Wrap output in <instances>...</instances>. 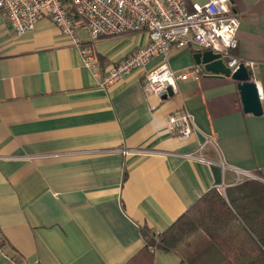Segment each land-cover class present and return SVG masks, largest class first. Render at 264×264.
<instances>
[{
  "label": "crops",
  "instance_id": "0c3cea01",
  "mask_svg": "<svg viewBox=\"0 0 264 264\" xmlns=\"http://www.w3.org/2000/svg\"><path fill=\"white\" fill-rule=\"evenodd\" d=\"M232 9V56L258 86L259 115L244 110L238 80L203 65L164 99L146 90L145 72L165 60L178 73L197 64L196 43L102 85L108 68L149 43L146 32L92 41L75 17L98 54L87 67L50 17L18 34L0 9V264H127L145 245L144 227L165 231L212 188L264 182V0H232ZM178 110L193 116L184 140L166 125ZM205 135L208 161L187 157ZM207 241L199 231L178 251L154 250V264H181Z\"/></svg>",
  "mask_w": 264,
  "mask_h": 264
},
{
  "label": "built area",
  "instance_id": "2783aa9c",
  "mask_svg": "<svg viewBox=\"0 0 264 264\" xmlns=\"http://www.w3.org/2000/svg\"><path fill=\"white\" fill-rule=\"evenodd\" d=\"M0 9L8 16L11 26L18 34L35 28L43 17H50L63 33L71 37L81 48L87 67L98 64L96 51L91 42L85 43L77 33L75 17L88 27L91 40L100 37L116 36L131 32H146L149 43L132 51L116 62L101 75V84L108 85L118 81L125 74L144 68L156 56L167 59L173 47H184L196 43L200 50H212L229 56L232 64L240 62L233 58L232 52L238 47L239 17L232 9V0H0ZM226 9V10H225ZM235 22V23H233ZM229 33L221 35L223 28ZM225 36H229L225 44ZM248 66V65H247ZM168 72L175 81L174 87L167 81L153 83L152 75L163 76ZM200 64H194L183 73L174 70L165 60L159 66L146 71L143 83L146 90L164 99L168 89H178L181 80L199 78ZM167 128L175 131L182 140L194 131L193 116L187 110H178L166 117ZM213 143L211 136L195 152L187 153L191 159L208 161L203 154L204 147ZM225 192V186L219 187Z\"/></svg>",
  "mask_w": 264,
  "mask_h": 264
},
{
  "label": "trees",
  "instance_id": "16d2710c",
  "mask_svg": "<svg viewBox=\"0 0 264 264\" xmlns=\"http://www.w3.org/2000/svg\"><path fill=\"white\" fill-rule=\"evenodd\" d=\"M199 231L208 241L181 264H264V182L248 178L225 192L212 188L165 231L144 227L145 245L127 264L141 255L144 264H154V250L178 251ZM5 244L0 232V245Z\"/></svg>",
  "mask_w": 264,
  "mask_h": 264
},
{
  "label": "water",
  "instance_id": "95a60500",
  "mask_svg": "<svg viewBox=\"0 0 264 264\" xmlns=\"http://www.w3.org/2000/svg\"><path fill=\"white\" fill-rule=\"evenodd\" d=\"M197 64L203 65L204 69L211 74L231 76L238 80V85L244 110L259 115L263 112L260 93L255 81L251 79L248 66L241 62L232 64L229 56L223 57L221 53L212 50L198 51L194 54ZM172 88L168 89V95H172Z\"/></svg>",
  "mask_w": 264,
  "mask_h": 264
},
{
  "label": "clouds",
  "instance_id": "9594fccd",
  "mask_svg": "<svg viewBox=\"0 0 264 264\" xmlns=\"http://www.w3.org/2000/svg\"><path fill=\"white\" fill-rule=\"evenodd\" d=\"M215 2V0H214ZM223 2V0H221V3ZM226 10V9H225ZM235 23V22H233ZM225 33H229V29L228 28H223L222 32L220 33L221 35H224ZM230 39L229 36H225V44L227 46L228 44V40ZM150 79L153 81V83H156L157 81H159L161 84L164 83V81H167L169 85H172L174 87L175 85V81L171 78V76L169 75L168 72H165L163 76H158V75H152L150 77Z\"/></svg>",
  "mask_w": 264,
  "mask_h": 264
}]
</instances>
